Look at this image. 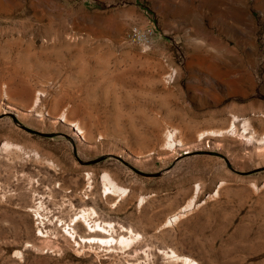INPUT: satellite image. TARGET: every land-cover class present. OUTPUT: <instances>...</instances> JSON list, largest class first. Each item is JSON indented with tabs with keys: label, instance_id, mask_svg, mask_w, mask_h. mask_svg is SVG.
I'll list each match as a JSON object with an SVG mask.
<instances>
[{
	"label": "rangeland",
	"instance_id": "1",
	"mask_svg": "<svg viewBox=\"0 0 264 264\" xmlns=\"http://www.w3.org/2000/svg\"><path fill=\"white\" fill-rule=\"evenodd\" d=\"M0 264H264V0H0Z\"/></svg>",
	"mask_w": 264,
	"mask_h": 264
},
{
	"label": "bare ground",
	"instance_id": "2",
	"mask_svg": "<svg viewBox=\"0 0 264 264\" xmlns=\"http://www.w3.org/2000/svg\"><path fill=\"white\" fill-rule=\"evenodd\" d=\"M28 23V22H27ZM28 27H32V25H30V24H28L27 25ZM26 25H25V27H27ZM23 27H24V24H23ZM24 27V28H25ZM30 29V28H29ZM25 30V29H24ZM28 30V29H27ZM28 32V31H27ZM26 35V34H25ZM133 42H135V41H140V40H132ZM132 41H130V42H132ZM147 44H149V43H147ZM37 100V99H36ZM217 116H219V117H222L223 115L221 114V112H219V113H217L216 114ZM60 120H62V121H64L65 123H68V118H67V116H65L64 115V117H62V118H60ZM68 124H70L71 126L73 125V124H71V123H68ZM75 125V124H74ZM73 125V126H74ZM230 128L231 129H234V130H236V122H235V120L231 123V126H230ZM233 130V131H234ZM205 136H209V134L207 135V134H203V135H201V138L203 137V139L204 138H206ZM180 146L181 145H183V143H181V144H179ZM179 145H177V146H179ZM184 146V145H183ZM106 187H108V185L106 184ZM176 217V216H175ZM85 218V217H84ZM92 219V218H91ZM80 220V219H79ZM89 220V219H88ZM80 224V221H77L76 222V224L75 225H79ZM89 224V223H88ZM82 226V228L83 229H85V226H83V224L81 225ZM90 228L92 229V230H89V228L88 227H86V236L84 237V240L83 241H85V243L86 242H92V244H95V245H98V246H107L108 245V247L109 246H116V245H120L121 243H123L124 242V238L123 239H111V240H109L112 236V231H111V229L109 230V228L107 227V226H104V227H102L101 225L99 226V228H96L95 226H90ZM99 230V231H98ZM102 231V232H101ZM108 237H110V238H108ZM122 238V237H121ZM101 241L103 242V243H101ZM82 242V241H81ZM131 243V242H130Z\"/></svg>",
	"mask_w": 264,
	"mask_h": 264
},
{
	"label": "built area",
	"instance_id": "3",
	"mask_svg": "<svg viewBox=\"0 0 264 264\" xmlns=\"http://www.w3.org/2000/svg\"><path fill=\"white\" fill-rule=\"evenodd\" d=\"M156 27L154 24L147 25L144 28L131 26L125 33V41L140 40L144 43L153 44L156 38Z\"/></svg>",
	"mask_w": 264,
	"mask_h": 264
}]
</instances>
